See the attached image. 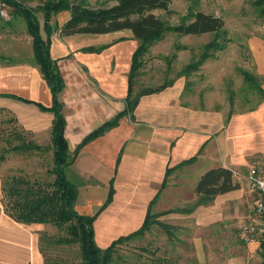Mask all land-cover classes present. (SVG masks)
<instances>
[{
	"label": "crops",
	"instance_id": "obj_1",
	"mask_svg": "<svg viewBox=\"0 0 264 264\" xmlns=\"http://www.w3.org/2000/svg\"><path fill=\"white\" fill-rule=\"evenodd\" d=\"M127 31L128 37H117L122 31L66 35V45L54 42V33L51 37V55L65 84L60 100L70 151L74 152L101 126L115 123L83 144L70 166L81 182L77 212L98 215L95 240L102 249L139 230L156 204L157 212L165 214L163 220L172 225L193 219L194 223L186 227H216L236 235V241L217 245L219 234L211 242L196 234L191 239L196 264H264L257 246L239 237L240 224L256 198L247 175L264 159V101L248 113L234 115L227 124L218 119L214 126L209 112L181 103L184 82L178 80L159 92L140 94L136 106L128 110L129 75L140 41ZM43 37L47 38L46 32ZM86 37H98L99 41L80 46L79 41ZM30 46L38 66L32 37ZM0 59L11 60L3 55ZM16 102L35 106L36 122L27 120L29 115H17L13 109L18 106ZM52 104L53 95L40 68L26 61L0 64V111L14 114L23 129L41 142L52 140L49 129L52 133L55 114L43 109ZM221 166L245 173V178L234 175L239 187L185 211L198 200L196 187L201 176ZM5 168L0 164V264H46L41 237L49 225L19 222L8 214L3 195ZM105 180L106 190H102L100 182ZM110 195L112 200L103 208Z\"/></svg>",
	"mask_w": 264,
	"mask_h": 264
},
{
	"label": "rangeland",
	"instance_id": "obj_2",
	"mask_svg": "<svg viewBox=\"0 0 264 264\" xmlns=\"http://www.w3.org/2000/svg\"><path fill=\"white\" fill-rule=\"evenodd\" d=\"M20 1L28 7L37 8L47 0ZM71 1L83 3L91 8H102L111 7L119 0ZM263 5L264 0H171L168 11L153 10L152 12L165 20L170 27L188 22L197 11L221 17L225 21V30L220 38L225 39L226 47L222 51H210L211 55L206 61L186 69V66L200 61L206 45L213 41L216 35L214 33L180 35L173 31L165 33L162 38L147 45L145 53L140 57L142 65L135 79L134 95L144 88H156L168 81L175 83L181 80L184 82L181 103L198 111L209 112L215 121L214 126H217L218 119L222 120V124H227L234 115L248 113L258 108L264 101V96L246 79V73L256 77L264 87V16L261 14ZM1 9L6 11L7 17L1 14ZM65 12L67 11L52 17V24L55 27L53 41L63 45L67 44L68 37L61 33V30L70 14L69 11V14ZM37 15L45 36L43 14L38 11ZM129 35L130 33L124 30L117 37ZM109 39L112 40V37ZM30 41L31 36L26 30L23 16L12 7L0 4V55L11 58L8 61L4 59L5 62L0 59V64L19 65L20 62L26 61L39 69L32 58ZM98 41V37H86L84 41H79V45H89ZM74 47L77 48V45ZM16 103L18 106L13 109L17 115L20 117L23 114L29 115L27 120L36 122L38 117L33 111L38 110L35 106L23 102ZM24 110H30L29 114L23 112ZM15 133H19L26 141L40 144L46 150L29 153L9 151V144L19 143L14 139ZM49 137L51 138V128ZM0 164L6 165L3 181L5 183L10 181L11 177L27 178L32 182L37 180L41 184L51 183L54 179L51 172L53 167L51 140L39 141L23 129L14 114L10 111L6 113L0 111ZM234 175L245 178L243 171H235ZM67 176H70L68 178L74 183H81L71 171H67ZM105 182L106 180L100 182V189L106 190ZM9 202L11 203L5 198V204ZM192 204L187 207H191ZM155 205L151 211L155 216L151 219L150 229L143 236L118 245L111 264H196L195 249L191 240L196 234L205 237L209 242L219 234L217 245L227 244L231 240L236 241L235 234L228 235L216 227L213 230L186 227L194 223L193 219L178 220L172 225L168 220H163L165 214L157 212ZM109 223L111 224V221ZM162 224L168 226L164 227ZM48 225L49 228L42 239L48 262L85 264L80 242L70 234L67 227ZM218 249L220 251L222 247L219 246Z\"/></svg>",
	"mask_w": 264,
	"mask_h": 264
},
{
	"label": "trees",
	"instance_id": "obj_3",
	"mask_svg": "<svg viewBox=\"0 0 264 264\" xmlns=\"http://www.w3.org/2000/svg\"><path fill=\"white\" fill-rule=\"evenodd\" d=\"M0 4L12 7L15 12L23 16L28 33L33 40L35 60L53 95L52 106L50 108L43 107V109L51 110L55 114L51 133V150L53 151L51 172L54 176L53 181L41 184L37 180L32 182L27 178H9L10 181L3 182L4 200L7 198L11 201V203L5 204L6 211L19 222L54 224L57 227L66 226L70 234L80 242L85 264H111L117 246L133 238L143 236L150 229L151 219L155 215L149 210L139 230L128 236L120 237L110 246L102 249L95 240L94 222L98 215H82L77 212L78 184L68 178L70 176H67V171H71L70 166L76 160L81 146L102 135L115 123H106L95 130L71 155L68 140L65 137L66 119L63 113V103L60 100L65 84L58 62L51 55V37L55 31L52 17L63 11L70 12V17L61 30V33L67 36L107 34L130 30L134 37L140 41V45L133 56L129 75L128 110H132L136 106L140 94L159 92L174 83V81H168L156 88H144L140 93L134 95L135 79L142 65L140 57L145 53L147 45L159 40L169 31L180 35L214 33L216 38L206 45L200 61L186 66V69L192 68L206 61L211 55L210 51L225 49V39L220 38L225 30V21L213 14L197 11L192 14V19L188 22L170 27L165 20L152 11L155 9L168 11L171 0H119L117 4L111 7L102 8H91L83 3H75L71 0H47L37 8L28 7L20 0H0ZM38 11L43 14V25L47 38L42 35L41 22L37 15ZM261 14L264 16V5L261 8ZM246 79L264 96V87L256 77L246 73ZM14 139L19 143L9 144V151L29 153L30 151L46 150L40 144L26 141L19 133H15ZM238 187L239 184L234 179L232 169L223 166L211 168L201 176L198 182L196 187L197 202L191 209H185V211H192L200 205L207 204L216 196L233 191ZM111 200L112 195H110L103 208ZM177 211L184 212V210ZM162 225L164 227L168 226ZM43 236L44 233L41 237V247L45 254L42 246ZM45 257L46 264H53L48 262L46 254Z\"/></svg>",
	"mask_w": 264,
	"mask_h": 264
},
{
	"label": "built area",
	"instance_id": "obj_4",
	"mask_svg": "<svg viewBox=\"0 0 264 264\" xmlns=\"http://www.w3.org/2000/svg\"><path fill=\"white\" fill-rule=\"evenodd\" d=\"M1 14L8 16L3 9ZM247 178L256 198L251 211L240 224L239 237L244 243L257 246L264 255V159L255 164Z\"/></svg>",
	"mask_w": 264,
	"mask_h": 264
}]
</instances>
